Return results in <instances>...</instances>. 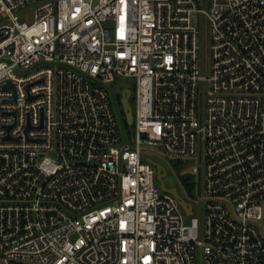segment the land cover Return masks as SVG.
<instances>
[{
  "label": "built area",
  "instance_id": "2783aa9c",
  "mask_svg": "<svg viewBox=\"0 0 264 264\" xmlns=\"http://www.w3.org/2000/svg\"><path fill=\"white\" fill-rule=\"evenodd\" d=\"M145 147L202 158V222ZM200 257L264 264V0H0V264Z\"/></svg>",
  "mask_w": 264,
  "mask_h": 264
},
{
  "label": "rangeland",
  "instance_id": "374dc122",
  "mask_svg": "<svg viewBox=\"0 0 264 264\" xmlns=\"http://www.w3.org/2000/svg\"><path fill=\"white\" fill-rule=\"evenodd\" d=\"M208 0H201V7L207 8ZM38 4H34L28 7L25 11L21 12L27 21H32L34 18V11ZM199 27L203 37V44L205 47L204 56L201 62V70L204 75H207L210 70V59L208 54L209 46V22L204 14H199L198 18ZM113 92L115 93V99L117 103V111L119 114V123L121 128V133L124 136L125 133L131 135L133 126L129 125L126 120V115L123 110V105L121 102V89L119 82L116 81L112 85ZM208 90L207 82H201L200 85V96H199V111L203 113L206 107V93ZM133 106V104H132ZM127 135V137H129ZM129 142L133 145V141L129 139ZM145 155H150L154 160L160 162L166 169L167 174L164 176L165 184L168 187H176L180 195L189 203L193 205L195 215L202 222L204 219V200H203V183H202V171L200 173L194 174L193 167H201L202 158L196 157L192 160H180L175 161L173 159H168L162 155L159 151L153 149L152 147H145ZM200 264H203L202 258L199 260Z\"/></svg>",
  "mask_w": 264,
  "mask_h": 264
},
{
  "label": "water",
  "instance_id": "95a60500",
  "mask_svg": "<svg viewBox=\"0 0 264 264\" xmlns=\"http://www.w3.org/2000/svg\"><path fill=\"white\" fill-rule=\"evenodd\" d=\"M120 87L122 88L121 102L123 105V110L126 115V120L129 125H132L133 109L131 105V96H132L131 83L128 81H122ZM155 164L158 167V179L160 180L162 189L172 193L180 201L181 205L185 207L186 211L191 214L192 212L191 204L180 195L176 187H167V185L165 184L164 176L167 173L165 167L160 163H155Z\"/></svg>",
  "mask_w": 264,
  "mask_h": 264
}]
</instances>
